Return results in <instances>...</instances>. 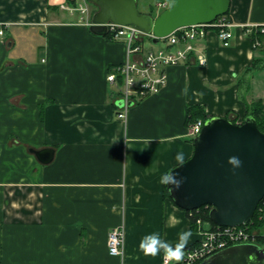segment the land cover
Returning a JSON list of instances; mask_svg holds the SVG:
<instances>
[{
	"label": "crops",
	"instance_id": "obj_1",
	"mask_svg": "<svg viewBox=\"0 0 264 264\" xmlns=\"http://www.w3.org/2000/svg\"><path fill=\"white\" fill-rule=\"evenodd\" d=\"M65 2L0 0V264H160L167 254L146 255L141 239L159 232L175 246L191 230L160 175L192 157L197 109L241 122L264 102V47L239 29L229 47L215 33L199 40L207 64L167 68L165 88L121 120L107 75L125 44L93 34ZM229 18L263 24L264 0H231ZM122 227L124 254L112 256Z\"/></svg>",
	"mask_w": 264,
	"mask_h": 264
},
{
	"label": "water",
	"instance_id": "obj_2",
	"mask_svg": "<svg viewBox=\"0 0 264 264\" xmlns=\"http://www.w3.org/2000/svg\"><path fill=\"white\" fill-rule=\"evenodd\" d=\"M89 2L97 8L89 27L93 34L106 36L108 23L134 26L153 34L154 43L179 28L212 23L231 8V0H174L169 9L154 17L140 12L138 0ZM35 154L47 164L54 151L44 149ZM233 156L239 158V165L230 160ZM173 171L184 177L179 189L168 188L177 207L188 212L210 208V220L221 227L248 224L264 199V133L252 115L239 123L209 116L194 138L192 157ZM200 264H264V250L256 244L234 245Z\"/></svg>",
	"mask_w": 264,
	"mask_h": 264
},
{
	"label": "built area",
	"instance_id": "obj_3",
	"mask_svg": "<svg viewBox=\"0 0 264 264\" xmlns=\"http://www.w3.org/2000/svg\"><path fill=\"white\" fill-rule=\"evenodd\" d=\"M61 9L71 14L80 12L81 22L90 27L93 12L89 0H72ZM173 0L155 2V10L160 13L169 9ZM109 39L123 42L126 47V58L112 66L107 75L111 93L116 106V115L125 120L132 107L142 103L151 96L159 94L167 85L166 69L180 65L205 66L208 59L205 54H198L196 42L215 33L224 47H229L235 38L234 29H239L252 39L254 49L264 47V23L236 24L229 15L218 17L212 23L182 27L160 38L154 43L153 34L139 31L134 26L113 23L106 24ZM3 32H1L2 34ZM120 103V105H119ZM205 120L196 119L191 126L195 138L203 129ZM257 217L239 227H204L198 244L183 252V259L176 261L165 255L160 264H200L210 256L234 245L256 244L264 250V199L257 208ZM256 213V212H255ZM255 216V215H254ZM257 223L261 226L256 228ZM109 253L122 257L125 246L124 228L114 229L108 237Z\"/></svg>",
	"mask_w": 264,
	"mask_h": 264
},
{
	"label": "clouds",
	"instance_id": "obj_4",
	"mask_svg": "<svg viewBox=\"0 0 264 264\" xmlns=\"http://www.w3.org/2000/svg\"><path fill=\"white\" fill-rule=\"evenodd\" d=\"M176 159L180 163L174 168H179L184 165L183 157L177 155ZM230 160L236 164H240L237 156L230 157ZM160 183L168 186L170 191L179 189L184 182V177L180 176L179 172H174L173 169L164 172L160 175ZM192 233L191 230H184L179 234V240L175 246L169 241L163 239L159 232H150L145 235L140 241V248L144 250L146 255H157L162 250L167 254L170 259L180 261L183 259V248L187 245Z\"/></svg>",
	"mask_w": 264,
	"mask_h": 264
},
{
	"label": "trees",
	"instance_id": "obj_5",
	"mask_svg": "<svg viewBox=\"0 0 264 264\" xmlns=\"http://www.w3.org/2000/svg\"><path fill=\"white\" fill-rule=\"evenodd\" d=\"M155 1H160V0H155ZM68 3L74 4V2L72 0H68ZM229 12L226 15H229ZM149 14H151V15H153L155 17L154 12L152 10H151V12ZM105 37L109 38L108 35H106ZM192 110H191V112H192ZM248 115H252V116H254L256 118L259 129L264 133V102L258 100V101L253 102L250 106H248L247 115L246 116H248ZM192 117H193V120L198 119V117L199 118L201 117L204 120H206L208 118V116L205 113H203V111L198 110V109H197V112L195 114H192ZM227 117L231 118V116H227ZM231 119L233 120L234 123H238V119L237 118H233L232 117ZM165 196L170 198L167 185H165ZM209 210H210V208L202 207L199 210H194L193 212L194 213L196 212L197 214L203 212L205 214L206 220H208L211 223V227L215 228V227H217V225L210 220V218H209ZM185 212L188 215L190 214V212H188V211H185ZM256 217H257V211L255 213L254 220H256ZM190 221H191V230L192 231L196 230L197 226H195L194 219L190 218ZM255 225H254L255 227H257L258 225L260 226L259 223L255 224Z\"/></svg>",
	"mask_w": 264,
	"mask_h": 264
},
{
	"label": "rangeland",
	"instance_id": "obj_6",
	"mask_svg": "<svg viewBox=\"0 0 264 264\" xmlns=\"http://www.w3.org/2000/svg\"><path fill=\"white\" fill-rule=\"evenodd\" d=\"M155 2H156L155 0H138V8H139L140 12H142V13H150L152 10L154 12V15L157 17L162 12L158 13L155 10ZM173 2H174V0H173ZM65 3H67V2H65ZM89 7H90V10L92 12L97 10L96 6L91 4V3L89 4ZM73 16H75L73 18L77 19V20H81V17H82L80 12L74 13ZM233 118H236V117H233ZM238 122H239V120H238ZM189 217L194 219L195 226H197V227L201 226V229H203L204 227H210L211 226V223L208 220H206L205 214L203 212L197 214L196 212L194 213L192 211V212H190ZM260 226H261V224H260ZM260 226L258 225L257 227L259 228Z\"/></svg>",
	"mask_w": 264,
	"mask_h": 264
}]
</instances>
